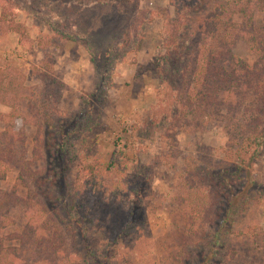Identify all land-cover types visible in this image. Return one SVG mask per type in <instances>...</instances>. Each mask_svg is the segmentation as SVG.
I'll list each match as a JSON object with an SVG mask.
<instances>
[{
	"label": "rangeland",
	"instance_id": "rangeland-1",
	"mask_svg": "<svg viewBox=\"0 0 264 264\" xmlns=\"http://www.w3.org/2000/svg\"><path fill=\"white\" fill-rule=\"evenodd\" d=\"M13 2L16 21L27 31L26 44L0 22V66L11 65L21 75L22 118L16 128L23 131L24 151L0 180V240L11 253L0 254V264H48L66 255L71 264H86L87 244L99 255L114 238L115 258L107 264H196L201 249L195 245L196 227L202 221L175 197L184 171L196 187L206 182L200 166L225 161L228 134L216 106L200 108L179 132L152 123L161 84L156 63L166 51L164 20L156 16L133 25L142 11L166 9L173 17L175 5L171 0ZM240 2L251 6L257 25L264 24L255 0ZM231 50L251 67L257 64L258 55L243 38L237 37ZM252 75L254 88L244 93L245 104L262 82ZM89 98L94 99L91 106L85 102ZM209 99L210 104L217 101ZM8 111L0 105V114ZM86 113L92 123L79 121L81 130L72 134V146L59 158L56 124L62 119L71 130L73 120ZM50 121L54 126L46 128ZM53 133L55 144L49 141ZM80 138L86 141L84 150ZM124 143L131 147L122 174H103L99 188L88 185L84 165L109 160ZM252 162L254 187L249 203L234 218L236 252L230 264H264V149ZM195 164L200 165L197 171L191 170ZM75 180L79 189L69 187ZM67 215L69 225L61 227L58 221Z\"/></svg>",
	"mask_w": 264,
	"mask_h": 264
},
{
	"label": "trees",
	"instance_id": "trees-1",
	"mask_svg": "<svg viewBox=\"0 0 264 264\" xmlns=\"http://www.w3.org/2000/svg\"><path fill=\"white\" fill-rule=\"evenodd\" d=\"M240 1L171 0L175 5L173 17L166 9H157L139 12L133 21V25L140 26L137 22L143 24L152 21L156 16L164 20L162 35L166 51L156 63L161 84L157 93V107L151 112L152 123L168 126L167 129L172 133L175 130L179 132L189 124L191 116L194 117L200 108L204 110L207 106H216V113L222 115L228 134L229 140L223 155L225 161H217L215 165L208 161L203 168L197 164L191 166L193 171H197L200 166L203 173L201 178L206 181L196 187L190 172L184 171L180 177L183 183L181 193L175 197L179 203H185L187 207L184 210L187 213L190 212L202 221L196 227L199 238L195 245L201 246L199 253L196 252V264H230L234 259V218L250 201L249 194L251 187H254L250 170L252 161L264 149V24L257 25L251 6ZM13 3V0H0V22L6 23L7 28L17 32L21 44L25 45L27 31L22 23L16 21L18 8ZM254 6L264 13V0H255ZM237 37L243 38L258 55L254 67L232 55L231 46ZM258 67L260 71L255 73ZM166 72L168 74L164 76ZM252 74H257L262 82L256 85L254 97L247 102L251 108L248 115L244 93L252 87ZM166 81L170 84L166 85ZM22 90L19 71L11 65L0 66V105L9 108L7 113L0 114L3 122V130L0 131V180L5 176L7 165L15 155H21L24 151L23 131L16 128L17 121L22 118L18 108ZM209 98L216 99V103L210 104ZM47 102L49 104L48 100ZM85 102L91 106L94 99L89 98ZM79 121L81 124H91L92 118L88 113L77 116L73 120L74 124L70 123L73 125L71 130L61 119V125L56 124L59 128L56 134L61 140L57 145L54 143L55 133L50 135L49 141L55 144L59 158L62 159L63 154L72 146V134L81 130L78 128ZM53 126L50 121L46 128ZM80 141V150L86 149V141L82 138ZM130 147V143H124L109 160L88 161L84 165V170L89 175L87 184L99 188L103 174H122L127 166L126 152ZM78 182L73 181L69 187L79 189ZM118 188L120 189L119 186ZM71 219L69 215L61 216L58 224L64 227L69 225L66 221ZM116 244V238L106 242L99 255L96 248L90 249L87 244L89 251L82 256V262H113ZM8 250L0 240V254L8 256L11 254ZM99 256H102L101 261L97 260ZM68 257L66 255L64 260L48 261V264H71ZM5 261L10 262L7 259ZM182 264L186 262L183 260Z\"/></svg>",
	"mask_w": 264,
	"mask_h": 264
}]
</instances>
